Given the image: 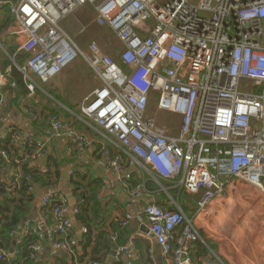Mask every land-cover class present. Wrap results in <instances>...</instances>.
Masks as SVG:
<instances>
[{
  "label": "built area",
  "instance_id": "built-area-1",
  "mask_svg": "<svg viewBox=\"0 0 264 264\" xmlns=\"http://www.w3.org/2000/svg\"><path fill=\"white\" fill-rule=\"evenodd\" d=\"M5 5L0 2V9ZM84 6L95 17L80 33L92 26L110 31L121 44L117 61L93 40L80 49L62 28ZM8 12L11 34L23 39L20 50L27 55L18 67L26 89L32 93L37 83L84 60L101 85L82 98L78 118L101 143L104 166L125 188L123 174L138 171L127 188L130 199L148 193L146 183L167 195L170 209L150 203L122 218V227L134 220L148 233L139 230L118 247L120 264H132L139 239L159 246L163 264H194L195 245L207 247L195 216L230 187L264 191V0H18ZM162 114L170 125L159 124ZM52 129L63 130L71 148L92 143L56 118ZM35 146L30 162L41 155V144ZM0 155L7 160L5 151ZM172 190L193 197V221ZM41 207L52 210L55 226L47 236L54 249L73 254L78 242L67 239L73 227L66 202L48 195ZM24 230L34 231L29 223ZM40 250L41 244L30 247L33 260Z\"/></svg>",
  "mask_w": 264,
  "mask_h": 264
},
{
  "label": "crops",
  "instance_id": "crops-1",
  "mask_svg": "<svg viewBox=\"0 0 264 264\" xmlns=\"http://www.w3.org/2000/svg\"><path fill=\"white\" fill-rule=\"evenodd\" d=\"M8 4L5 5L7 9ZM94 17V9L84 6L73 16L62 21V28L84 51L98 28L92 26L82 34L80 30L88 26ZM13 26L14 21L11 18L9 24L0 30V45L3 48L0 51V86L3 90L0 91V150L11 151L10 156L7 153V160L0 155V220L2 209L9 205L14 207L22 203L26 214L17 229L11 232L10 237H0V264H15L17 259L16 264H120L115 254L118 247L127 244L128 239L140 230V225L134 220L122 227V218L126 214L134 217L150 203L170 209L166 201L167 195L158 185L153 183L148 188L146 183L148 193L140 198L130 199L127 188L135 185L138 171H127L123 174L127 187L125 188L119 182V174L104 166V160L100 155L101 143L96 139L95 133L85 129L78 118L82 98L101 85L84 60L78 58L58 76L46 83H37L34 92L31 93L26 89L18 67L25 64L27 55L20 50L23 39L11 34ZM107 38L109 44L102 45V51L117 61L121 44L113 36L109 35ZM1 76L4 80H1ZM55 118L65 127L85 133L91 139V145L83 149L71 148L63 135V130L52 129ZM36 143L42 146L40 157L35 162H30L25 157L19 160L23 146ZM16 149L19 150L18 153L14 152ZM25 161L29 163L30 169L43 168V173L46 174L42 181L37 180L32 184L31 191L27 190V194L32 196L31 202L20 194L17 187L19 180L15 179L16 173L23 176L20 167ZM237 186L230 188L236 189ZM163 187H166V184H163ZM230 188L222 198L212 202L207 209L208 212L213 211V205L218 203L217 201L228 198ZM82 193L88 199L84 210V222L78 221L75 215L72 219L69 218L72 221L73 238L78 242L79 232L74 228L73 222H75L82 233V246L87 244L86 250L83 252L82 246L80 250L77 246L73 254L56 250L47 236V232L54 229L55 220L51 207H41L43 197L52 195L55 200H64L68 209L73 211L82 203L80 200ZM171 194L177 199L182 213L193 221V203H195L193 197L178 191H173ZM91 197L92 199H89ZM11 200H14V203H11ZM226 207L228 206H224ZM239 207L223 211L226 213L224 218H233L236 212H241L245 208L242 204H239ZM261 207L264 209V206ZM198 218L199 216L194 220L197 221ZM26 223L33 227L32 234L39 231L41 236V241L35 243L41 244V250L36 254L35 260L31 258L30 248L27 258L21 256V251L22 254L24 252L23 240L27 235L24 230ZM229 228L230 226L227 225L225 230ZM207 237L208 243L214 248L209 252L208 246L195 245L192 252L193 263L207 264L211 260L214 264H228L230 254L228 249L237 245L229 240L226 252L227 240L222 236L217 239ZM157 251L155 244L149 246L139 239L131 251V262L132 264H163L161 253L159 251L158 254ZM3 254L7 256L3 258Z\"/></svg>",
  "mask_w": 264,
  "mask_h": 264
},
{
  "label": "rangeland",
  "instance_id": "rangeland-1",
  "mask_svg": "<svg viewBox=\"0 0 264 264\" xmlns=\"http://www.w3.org/2000/svg\"><path fill=\"white\" fill-rule=\"evenodd\" d=\"M109 35L111 37V32L107 29L98 28L91 39L102 50V45L109 44L107 38ZM257 92L262 91L257 89ZM151 111L154 112L153 104H151ZM159 117V124L170 125L168 116L162 114ZM257 191L261 193L259 194ZM228 194V198L217 201L218 203L213 205L212 212L206 210L197 215L199 218L195 222L201 232L203 242L208 246L210 252L214 247L211 243H208L207 236L213 239L222 236L224 240H227L225 251L229 250L230 253L228 264H264V209L261 207L264 206V192L251 186L239 184L236 189L230 188ZM194 204L193 216L196 215ZM239 204L245 207L244 210L236 212L237 214L233 218L225 219L226 213H223V211L240 208ZM224 206L228 207L224 208ZM227 225L230 228L225 230ZM229 240L237 246H232L226 250ZM213 251L216 253L215 250Z\"/></svg>",
  "mask_w": 264,
  "mask_h": 264
},
{
  "label": "trees",
  "instance_id": "trees-1",
  "mask_svg": "<svg viewBox=\"0 0 264 264\" xmlns=\"http://www.w3.org/2000/svg\"><path fill=\"white\" fill-rule=\"evenodd\" d=\"M1 11H2V18L0 19V30L4 26L9 24V22L11 21V16L9 15L7 6L3 7ZM122 67H124V65ZM8 141L9 140H6V142H8ZM7 151H5L6 154L8 153V155L10 156L11 151L10 150H7ZM18 151L19 150L16 149L14 152L18 153ZM35 151H36L35 145H32V144L28 145V146L24 145L23 150H21L22 154H21V156H19V160L20 159L23 160L24 157L25 158L28 157L29 155H31ZM20 168H21V171L23 174V178L19 180V184H17V187L20 190V194L23 195L24 197H26L28 199V202H31L32 196L27 194V190H28L29 185L32 186V184L35 183L37 180L42 181L43 177L46 174L43 172H39L37 169L36 170L30 169L29 163L27 161H25L24 164L21 165ZM47 171H48V169H47ZM26 177H29L30 181H26V179H25ZM150 185H151V183H148V188L150 187ZM173 191L176 192V190H172L171 192H173ZM89 199H92V197ZM80 200L82 201V203H80L77 206L79 211L77 214H75V216H76L78 221L83 223L84 222V216H85L84 210H85L86 205L88 204V199L84 195V193H82V195L80 196ZM11 203H14V200H11ZM22 205H23L22 203L15 205L14 207L9 205V206L2 209V211H1L2 219L0 220V237H5V238H7L8 236L10 237L11 232H13L17 229L18 225L23 220V218L26 214V210L24 208H22ZM25 206H27V205L25 204ZM23 207H24V205H23ZM39 235H40L39 231H38V233H33V234L31 233V234L25 235V238L23 240V242H24L23 254L21 251L22 258H27L28 254H29V248L33 244L37 243L39 240L41 241V239H40L41 236H39ZM72 235L74 236V234L71 232L70 235H68L67 239H71V237H73ZM58 240L62 241L63 238L60 237ZM86 246H87V244L82 246L83 252H84V250H86ZM18 254H20L19 251H18ZM19 259H21V258H19ZM17 261H18V259H17ZM16 262H15V264H16Z\"/></svg>",
  "mask_w": 264,
  "mask_h": 264
},
{
  "label": "water",
  "instance_id": "water-1",
  "mask_svg": "<svg viewBox=\"0 0 264 264\" xmlns=\"http://www.w3.org/2000/svg\"><path fill=\"white\" fill-rule=\"evenodd\" d=\"M17 1L18 0H0V2H2V3H11V4L17 3ZM0 91H3L1 86H0ZM73 216H74V214H73L72 209H69V217L72 219ZM73 223H74V228L79 232V235H78V239H79L78 240V246H79V250H80L81 249V246H82V243H81L82 233L80 232V227L77 226V224L75 222H73ZM140 230L142 232H144V233H148V230L145 227V225L140 226ZM149 236L153 237V234L149 232ZM156 248L158 250L157 253L159 254V251H160L159 246L156 245Z\"/></svg>",
  "mask_w": 264,
  "mask_h": 264
},
{
  "label": "bare ground",
  "instance_id": "bare-ground-1",
  "mask_svg": "<svg viewBox=\"0 0 264 264\" xmlns=\"http://www.w3.org/2000/svg\"><path fill=\"white\" fill-rule=\"evenodd\" d=\"M261 191V190H260ZM264 192V191H263Z\"/></svg>",
  "mask_w": 264,
  "mask_h": 264
}]
</instances>
